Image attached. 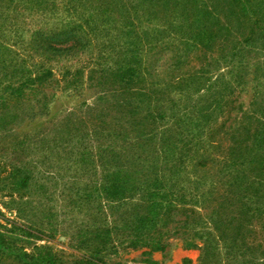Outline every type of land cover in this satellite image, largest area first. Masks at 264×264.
Masks as SVG:
<instances>
[{
  "label": "rangeland",
  "instance_id": "374dc122",
  "mask_svg": "<svg viewBox=\"0 0 264 264\" xmlns=\"http://www.w3.org/2000/svg\"><path fill=\"white\" fill-rule=\"evenodd\" d=\"M192 1L0 0V264H264V182L236 134L264 111L263 32ZM206 8L226 35L192 37ZM130 48L144 74L122 94Z\"/></svg>",
  "mask_w": 264,
  "mask_h": 264
},
{
  "label": "trees",
  "instance_id": "16d2710c",
  "mask_svg": "<svg viewBox=\"0 0 264 264\" xmlns=\"http://www.w3.org/2000/svg\"><path fill=\"white\" fill-rule=\"evenodd\" d=\"M197 0H193V4L196 2ZM223 4H225V9H228L229 13H231V15L233 17H237L240 21H246L248 22L249 25V36L246 37L244 39L243 42L246 41H250L252 39H254L256 37V33L258 31L263 32V36H264V29L260 28L259 25V20H258V15L260 10L255 11L254 8L252 7V3L251 0H222ZM213 19L216 20L218 22H220V18L218 13H213L211 11H209L207 8L206 9H201L199 11V14L196 16V18L193 20V22L198 23V31L196 33H194V35L192 37H215L217 36V31L219 30H223V34L226 35V32L230 31L232 29V25L228 22H225L222 24V26H220L219 29H216L215 27H209L208 26V22ZM206 23V24H205ZM127 35H130V31L127 32ZM132 37H127V40L130 41ZM43 43L44 40H43ZM72 45H75V42L72 43ZM72 45H70L67 48H70ZM133 47L134 45L131 44ZM135 50H133L132 48L129 49V53L131 54L130 57H126V59H124L121 63H119V65L116 67L115 69V74L117 76V78H119V84L120 87L118 89H120L122 94L124 93V91H127L128 89H131V85L134 84V82L136 80H140L142 79V75L144 74L141 70V62L138 59L139 58V53L138 52H134ZM243 51V48L239 50V54H241V52ZM119 57V56H118ZM133 57V58H132ZM127 60V61H126ZM239 67L238 68H242L243 65L245 67L244 61L240 60L239 61ZM127 87V90L124 88ZM137 91H140L141 93L143 92L141 89H137L136 90V94L138 95L137 97H140V94L137 93ZM117 89H113L111 91V93H114L115 98H119V94L116 93ZM145 95L144 94H141ZM134 103H136L135 100L132 99H127L124 102H120V108H123V105H133ZM142 102H139V104H141ZM137 104V105H139ZM121 114L125 115L123 112L124 110L120 111ZM262 118H258L253 116V114H250L251 118L250 120H246V118L241 119V122L238 123L237 125V129H236V134L238 133V143L240 144H244L245 141L252 139V147L250 149V155H251V159L248 161V163H253L255 164L252 170H256V175H255V179L252 182L253 185L255 184H260L264 182V157L262 159H258L257 158V154L261 149H264V111H262L261 113ZM256 123V128L254 129V131L248 135L247 133L250 131V129L248 128L249 125H251V127L253 126V124ZM230 133L227 135L229 136ZM224 138V135H223ZM211 142H215L214 140ZM220 145L217 144V147ZM216 148V145L213 146V149ZM240 151H242V147H240ZM242 155V154H240ZM210 155H206V157H209ZM242 158L244 159V156H242ZM182 162H185L184 160H182ZM197 164H201L202 167L206 166V160L205 161H201V163H197ZM195 164V165H197ZM176 168V167H175ZM222 171V170H220ZM224 172H229V170L223 169ZM238 176L231 178L230 179V183L229 185H233L238 184V182L242 183V181L247 179V173H245V169H239L238 171ZM179 171H177L176 169L173 170L171 176L172 178H175L176 176H178ZM229 178V175H228ZM243 184V183H242ZM213 185L216 186L217 183L214 181ZM261 185V184H260ZM217 187H213V190L216 191ZM218 190V189H217ZM248 187H244V191H247ZM214 196V195H213ZM212 196V197H213ZM27 256V255H25Z\"/></svg>",
  "mask_w": 264,
  "mask_h": 264
}]
</instances>
